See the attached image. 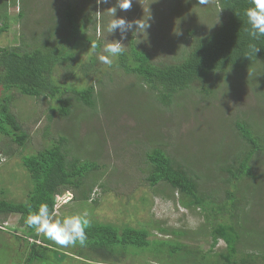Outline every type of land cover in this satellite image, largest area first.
Wrapping results in <instances>:
<instances>
[{"label":"rangeland","instance_id":"obj_1","mask_svg":"<svg viewBox=\"0 0 264 264\" xmlns=\"http://www.w3.org/2000/svg\"><path fill=\"white\" fill-rule=\"evenodd\" d=\"M65 1L66 7L73 4L72 11L77 19L67 30L56 26L55 22L60 18L59 21L66 24V17L62 15ZM18 3L8 7L11 27L0 36V46L20 45L32 49L35 41H44L45 37L54 34L51 44L57 43L59 48H64V53L73 55L69 62L56 65L57 81L72 88L94 84L99 98L97 106L92 109L76 102L71 92L58 99L12 90V110L28 133V139L20 145L0 132V190H5L4 198L25 202L33 180L23 165V157L36 155L52 146L60 136H66L73 147L70 158L76 155L81 160L96 161L99 168L87 176V183H94L89 200L75 197L71 190L72 199L64 203L65 191L59 200L56 199L60 206L57 212L55 208L53 216L63 218L87 213L91 224L103 222L120 228H145L151 231V246L129 245L127 251H117L115 256L121 258L119 263L117 259L104 257L106 253L93 249L91 243L95 239L88 238L84 247L62 248L44 237L53 248L49 250V259L29 262L31 243L35 239L25 233L20 214L10 213L0 216V264H215V253L225 251V242L218 240L214 246L216 252L209 251L213 239L204 212L198 207L183 206L179 201L180 192L167 182L151 185L147 180L150 164L146 151L161 146L177 161L190 162L197 170H202V174L214 177L217 171L213 168V161L218 156L233 159L244 147L236 121L262 128L264 93L257 87L264 83V72L255 67L247 75L232 73L225 81L230 87L222 89L219 87L221 79L215 74L210 80V85L214 83L216 87L214 93L204 94L199 82H194L195 92L189 93L185 103L173 104L171 111L164 106H155L147 112L143 109L146 98L141 96L146 95L147 90L139 88V77L119 68L116 64L118 57L112 58L111 65L98 59L99 55L105 54L103 47L106 43L120 38L119 31L112 34L106 31L108 22L113 19L109 8L116 5V0H109L106 4H97L96 0H19ZM214 3L209 0L202 6L198 0H133L130 10L117 8L116 18L128 21L149 18L147 33L139 34L133 30L127 34L122 41L125 51H129L134 40L135 45L151 54L155 64L179 62L184 47L192 41L189 28L195 29L199 36L215 29L220 19L219 8L210 11L205 7ZM25 4L27 12L21 20L19 8ZM91 12L97 18L89 20ZM94 24H98L97 29ZM87 37H91L92 42ZM93 57L97 61L90 65ZM83 65L89 66L88 73L83 71ZM136 91L138 93L134 94ZM67 98L71 102L70 112L63 115L60 108L65 106L63 102ZM220 142L224 146H220L218 153L215 144ZM225 145H229L228 149ZM251 164L254 173L260 174L264 181V152L255 153ZM208 168L212 170L206 171ZM249 180L250 177L245 182ZM199 182L200 188L205 189L204 186L208 189L211 186L213 189L228 187L217 183L215 178H202ZM243 183L237 193L244 207L240 214L245 222L243 217L239 220L246 230H239L247 240L239 244L238 257L243 264L248 253H253L257 257L253 264H264V185L258 187L253 183L246 190ZM218 190L216 194L224 197V189ZM159 226L169 230L162 232ZM172 229L186 231V235L181 236L183 242L192 246L202 244V251L196 256L184 253L188 248H183L181 253H172V245L181 240L171 232ZM158 246L161 248L157 249Z\"/></svg>","mask_w":264,"mask_h":264},{"label":"trees","instance_id":"obj_2","mask_svg":"<svg viewBox=\"0 0 264 264\" xmlns=\"http://www.w3.org/2000/svg\"><path fill=\"white\" fill-rule=\"evenodd\" d=\"M214 1V4L205 7L210 11L213 8H219L220 19L216 23L215 29L199 36L195 29L189 28L188 35L192 41L188 47H184L179 62L155 64L151 59V54L135 45L134 40H132L129 51H124L122 55L118 56L117 66L126 73L136 74L141 81L139 88L147 90L146 95H141L146 98V103L143 102V109L147 112H150L155 106V108L164 106L171 111L173 104L180 106L182 102L185 103L189 93L195 92L194 82H199L201 92L204 94L214 93L213 90L216 87L214 83L210 85V80L215 74L221 79L219 87L222 89L228 86L225 81L230 79L232 73L242 72L243 75H247L255 70V67L258 71L264 72V37L254 41L247 32L249 26L244 13L246 9L253 6L251 0ZM18 2L19 0H0V36L11 27L8 7L10 4L19 5ZM66 5L65 1L62 15L66 17V24L63 25L59 21L60 18L59 20L55 19L56 26L65 27L64 30H67L68 26L75 25L77 20L72 11L71 5L73 4H69L67 7ZM26 12L25 4L19 8L18 16L21 20L23 17L25 18ZM88 16L89 20L97 18L92 12ZM94 25L97 29L98 24ZM76 29L80 31L79 28ZM53 35L45 37L44 41H35L32 49L22 48L20 45L0 46V132L20 145L26 143L28 133L23 129L12 110L14 100L12 90L16 89L22 94L35 97L43 95L58 99L71 92L76 102L89 108L94 109L98 103L99 95H97L98 92L94 84L72 88L63 82H58L55 78L56 65L61 62H69V59H73V55L64 53V48L62 46L59 48L57 43L51 44ZM87 39L92 42L91 37H87ZM250 44L259 47V51L255 54L251 53ZM96 61L97 58L93 57L90 65ZM82 68H84L83 71L89 72L88 65H83ZM261 85L257 89L258 91L262 89L260 92L264 93V83ZM135 87L139 89L138 86ZM137 93L138 91L134 94ZM63 103L65 106L60 108L61 113L69 114L71 106L69 98L65 99ZM235 124L238 127L239 138L243 139L244 147L233 159L232 157L227 159L218 156L213 161V168L217 171L214 177H208L205 175L206 173L202 174V170H197L190 162L177 161L161 146H155L146 151V157L150 164V174L147 180L151 182V185H157L161 181L167 182L173 189L180 192L179 201L183 206L194 209L198 207L204 212L207 224L211 227L213 239V245L209 251L216 252L214 246L218 240L222 239L225 242V251H221L220 254L215 253V264H242V260H239L240 257H238V249L239 244L247 238L239 230L241 228L245 232L246 227L239 220L243 217L240 212L244 207L237 190L240 189L239 185L242 182L246 184V190H249L253 183V186L258 187L264 185L261 175L254 173L251 164L255 153L264 152V123H262V128L257 129L245 121L237 120ZM220 146L223 147L224 144L223 146L222 142L215 144L218 153L221 149ZM225 146L228 149L229 145ZM72 148L70 139L60 136L52 146L40 150L38 154L23 157V165L30 172L33 180V187L25 202L8 200L4 198L5 190H0V194H3L0 195V216L10 213L20 214V220L25 225V233L35 239L31 243L29 262H44L49 259V250L53 249L50 243L44 239V235H39L35 228H30L25 224V219L30 212L37 211L42 203H46L53 214L57 203L56 196L65 191L72 190L75 197H84L89 200L94 183H87V176L91 171L97 170L99 164L96 161L81 160L76 155L70 158L69 152ZM210 170L212 169H206L208 172ZM249 177L252 182L250 180L251 183L245 182V179ZM202 178L204 180L215 178L217 183L228 185V187L219 186L213 189L211 186L208 189L207 186H204L206 189L200 188L199 181ZM220 188L224 189V197L216 194ZM242 220L245 222L244 217ZM158 229L162 232L169 230L160 226ZM171 232L176 234V237L180 236L178 238L181 239H178L177 244L172 245V253H181L183 248H188L184 251L187 254L194 253L195 255L202 251V244L192 246L183 242L181 236L186 235V231L172 229ZM86 233L88 238L95 239L94 242L91 240L93 249L106 253L104 257L117 259L119 263H121V258L115 256L117 251L123 249L125 252L129 245L151 246V231L145 228L132 226L120 228L113 223L98 222L92 223L86 229ZM0 236L2 238V235ZM40 239H42L40 243L36 242ZM160 248L161 246L157 247V249ZM157 252L161 254L158 250ZM241 254L244 252L241 251ZM262 257L264 260V255ZM256 260V255L248 253V259H244L243 264H253Z\"/></svg>","mask_w":264,"mask_h":264},{"label":"clouds","instance_id":"obj_3","mask_svg":"<svg viewBox=\"0 0 264 264\" xmlns=\"http://www.w3.org/2000/svg\"><path fill=\"white\" fill-rule=\"evenodd\" d=\"M108 2L109 0H96L97 4H106ZM198 2L203 6L209 0H198ZM251 3L253 6L246 9L244 14L247 17L249 26L247 29L248 35L255 41L259 40L260 37H264V0H251ZM132 4L133 0H116V5L109 8L113 19L108 22L106 31L108 34L119 31L120 38L111 40L104 45L103 53L105 54L98 56L101 63L111 65L113 57H118L124 53L125 48L122 41L126 39L130 31L134 30V32L139 34L147 33L146 30L150 27L149 18L146 21H141V19L128 21L125 18H116L117 8L122 11H128L132 8ZM92 47L95 48L96 45H92ZM249 49L251 53L255 54L260 48L255 44H250ZM63 194H58L56 199L59 200V197ZM71 199L72 195L70 191H67L64 203H68ZM59 206V204L55 205L56 212ZM25 224L30 228H35L38 234H43L45 238L51 240L55 245L68 248L77 245L80 247L86 246L88 239L86 229L91 226V221L87 213L55 218L50 212L49 206L46 203H42L37 211L30 212L25 219Z\"/></svg>","mask_w":264,"mask_h":264}]
</instances>
